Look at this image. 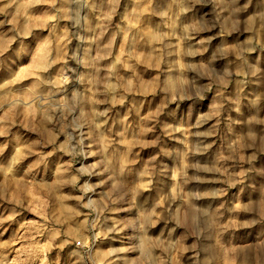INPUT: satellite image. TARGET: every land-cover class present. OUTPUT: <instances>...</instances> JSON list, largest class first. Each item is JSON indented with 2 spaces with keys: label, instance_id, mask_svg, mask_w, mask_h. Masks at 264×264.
Masks as SVG:
<instances>
[{
  "label": "rangeland",
  "instance_id": "rangeland-1",
  "mask_svg": "<svg viewBox=\"0 0 264 264\" xmlns=\"http://www.w3.org/2000/svg\"><path fill=\"white\" fill-rule=\"evenodd\" d=\"M0 264H264V0H0Z\"/></svg>",
  "mask_w": 264,
  "mask_h": 264
}]
</instances>
